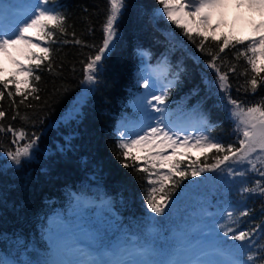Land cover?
Here are the masks:
<instances>
[{"label": "trees", "instance_id": "trees-1", "mask_svg": "<svg viewBox=\"0 0 264 264\" xmlns=\"http://www.w3.org/2000/svg\"><path fill=\"white\" fill-rule=\"evenodd\" d=\"M49 6H56V11L66 16V33L56 32L57 43L45 44L51 50V71L48 61L40 69H33L35 75L41 77L39 81H31L38 91L24 104L20 103L21 96L15 94L17 85L9 84L5 90L0 84V90L5 92L0 100V110L5 112V117L0 122L5 128L8 125L22 128L28 139L33 134L38 137L34 157L22 158L19 165H11L6 153L9 149L15 150L13 137L10 133H0V257L9 256L17 264L48 263L51 248L47 234L51 220L80 200L105 204L117 221L119 231L127 227L126 235L130 238L137 237L135 231L144 232L145 243L152 244L148 236L154 228L153 245H156L159 234L177 224L176 214L180 213L177 204L185 197L183 193L192 189L191 182L196 177L207 174L189 175L182 180L171 194L164 213L155 214L147 209L144 197L150 185L146 174L123 167L116 147L120 123L137 117L132 103L142 89L140 68L145 62L162 65L167 83L180 71L181 80L169 91L166 107L202 117L209 137L238 147L234 123L221 98L212 90L218 83L209 61L224 39L245 40L243 46H230L220 53L215 63L221 72L228 74L232 99L245 107L260 102L264 98V85L254 94L251 92L247 86V80L251 79L250 66L245 57L237 56L247 47L246 38L225 30L217 36L194 34L196 43L204 36L209 37L205 51L201 52L196 43L182 34V29L157 12L161 9L158 0H124L116 23L114 45L95 72L93 88L84 90V65L102 46L108 0H53ZM75 39L82 44L73 43ZM64 40L69 43H61ZM261 64L264 59L257 60L258 67ZM232 67L235 71L228 72ZM246 68L249 72L243 75ZM10 76L14 75L0 73V78ZM19 87L26 86L21 83ZM9 90L14 93L15 110L7 96ZM36 95L39 100L33 98ZM78 95L81 100L77 111L72 117L62 119ZM28 104L33 107L28 108ZM16 112L19 116L13 120ZM133 155L137 154L133 152ZM215 155L217 153L211 150L207 156L187 154L175 160L182 162L181 170H188L193 161H197V167L213 163ZM245 188H251L250 184ZM241 189L234 183L225 189L216 187L212 193L217 207L222 212L226 207L232 213L227 224L234 229L233 234L236 230L251 231L264 221V198L254 192L242 193ZM245 210L249 215L240 216ZM259 241L260 246L264 245V235L261 234ZM253 264H260V259H255Z\"/></svg>", "mask_w": 264, "mask_h": 264}, {"label": "snow or ice", "instance_id": "snow-or-ice-1", "mask_svg": "<svg viewBox=\"0 0 264 264\" xmlns=\"http://www.w3.org/2000/svg\"><path fill=\"white\" fill-rule=\"evenodd\" d=\"M53 0H37L34 13L31 18L19 26L17 29L5 30V27L0 23V52H6L9 47H16L18 45H24L26 51L23 53L27 59L34 60V64H22L19 61H15L17 65L16 75L0 78V84L3 85V89L7 90L9 84L17 85L15 94L21 96L20 103L24 104L27 98L38 91L37 88L31 84L32 80L39 81L41 77L35 75L33 69H40L41 65L48 61V67L51 71V50L49 47H41V44H54L55 33H66L65 23L66 16L62 12L56 11V6L50 7ZM220 0H189L187 5L185 4H173L169 0H158L161 5V9L157 12L166 17L168 21L175 24L178 28L182 29V34L189 40L196 43L193 39V35L201 36L202 33L195 32L191 25V21L187 19L186 15H175L180 9L184 7L193 8V15L200 17L201 22H206L207 17L202 15V10L216 7ZM249 6H257L264 8V0H246ZM108 9L105 16L104 23L102 25L103 39L102 46L99 47L98 52L94 56H89L87 63L84 65V80L91 83L96 79L95 72L99 67V63L104 58L105 53L109 50L113 39L116 35V23L118 17L121 14V10L124 7V0H108ZM264 28V23L257 25L256 30L259 35L255 37L246 38L247 47L244 51L238 52L237 56H243L246 58L247 65L250 66L251 79L247 80V86L254 94L256 90L264 85V64L259 67L257 65V57L264 59V32L260 29ZM32 31V35L28 33ZM75 36V33L72 34ZM35 39V43L33 42ZM209 37L204 36L203 39L196 43V47L201 51H205V41ZM213 40L216 38L213 37ZM61 43L67 44L69 41L64 40ZM75 44H82V41L75 39ZM245 40H228L224 39L223 43L219 45V49L215 55L211 56L209 61V67L215 70L216 80L221 92L226 96V107L230 106L229 115L235 122V128L237 132L238 147L229 143L224 145L223 143L215 142L214 138L207 135L197 134L196 136L184 135L181 138V130H173L174 126L167 123L163 116L157 121L155 126L146 124L138 130L135 138H126L124 132L120 133V138L116 143L117 158L120 164L126 168H132L136 173H144L147 184L150 185L146 189L145 204L147 209L151 213L161 214L166 211V206L169 204L171 194L180 185V182L187 178L189 175L192 177L199 176L202 172L227 169L229 175H243V173H235L233 167L228 165V162H232L233 165H246L247 170L252 172H259L261 178H264V98L260 102L254 103L245 107L242 102L232 99L229 94L230 85L228 83L229 77L226 72H221L216 60L220 58V53H224L228 47H235L236 45H244ZM32 47L39 48V52L32 51ZM210 51V50H209ZM250 54V55H249ZM146 55V53H142ZM235 67L229 68L228 72H234ZM249 69H245L243 75H247ZM17 77H20L19 79ZM181 80V72L177 71L172 80L164 86L160 95L152 96V100L156 101L159 105H164L166 98L169 95L171 88L176 87ZM23 83L26 87L21 88L19 84ZM145 87L148 86V81L144 82ZM195 94V89L193 90ZM5 92L0 90V100H3ZM8 98L12 101V107L15 110L16 101L13 99L14 93L7 91ZM39 100L38 95L33 97ZM157 104H152L151 107L157 112H163V109L157 107ZM28 108H32L33 105H26ZM150 117V114H146ZM19 116L16 112L12 119L15 120ZM5 117V112L0 110V121ZM26 117H22L25 119ZM199 123L203 124L206 121L201 117ZM146 128V130H145ZM139 131H143V134H139ZM10 133L13 137L12 144H18L20 141L27 139V142L22 146H17L15 150L9 149L6 153L7 157L11 161L19 165L22 158H28L31 150L37 144L38 137L35 134L30 139L27 138V133L22 129L13 128L12 125H8L6 128L2 122H0V133ZM131 135V134H128ZM199 149L202 155L207 156V153L214 150L217 155L213 157V163H204L202 167H197V161H193L188 166V170H181V161L175 160L174 157L177 153L187 155V151L190 149ZM171 150V154H167L168 150ZM135 150H143L146 154L133 155ZM131 161V163H129ZM259 165V167H258ZM223 166V168H222ZM154 177V178H153ZM259 191L261 196H264V184L261 180L256 181V185L252 188H242V193H252ZM249 215L245 210L240 213V216ZM228 216L231 217L232 213L229 212ZM257 229H261V234L264 235V221L260 225L252 228L251 231H235V235H232V240L240 241L242 244L237 247V256H242L243 251L247 249L249 254L244 258L233 260L231 264H252L255 259H260V264H264V245L260 246L257 253L251 252L253 240L251 237L257 232ZM234 229L229 228L224 235L228 236ZM0 264H6V262H0ZM61 264H141L137 260H129L127 262L122 260H75L63 261Z\"/></svg>", "mask_w": 264, "mask_h": 264}, {"label": "rangeland", "instance_id": "rangeland-1", "mask_svg": "<svg viewBox=\"0 0 264 264\" xmlns=\"http://www.w3.org/2000/svg\"><path fill=\"white\" fill-rule=\"evenodd\" d=\"M180 0H169L170 3L176 4ZM187 1H184L186 3ZM37 0H0V23L5 27V30L17 29L22 26L24 22L31 18L34 13ZM253 12L259 16V21L253 24L249 29L244 31L237 28L236 22L228 21L220 22L213 26L210 16L207 13L206 22H201L200 17L193 15L194 11L188 8L180 9L175 15H186L188 20H191L190 27L196 31H202V34H211L216 36L221 30L237 34L241 37H255L259 35L256 26L264 23V8L253 6ZM235 13V12H233ZM192 16V18H191ZM257 17V16H256ZM119 18V17H118ZM195 18V20L193 19ZM193 25H196L193 26ZM204 29V30H202ZM264 32V28L260 29ZM32 35V31L28 33ZM114 40L105 53L106 56L114 45ZM35 43V39L33 41ZM45 47V44H41ZM24 45L16 47H9L6 52H0V73L16 75L17 65L15 61L22 64H28L30 61L23 54L26 51ZM32 51L39 52V48L32 47ZM261 59L259 56L257 60ZM100 64V63H99ZM18 79L20 77H17ZM148 81V86L145 87L144 82ZM94 82L83 81L82 88H93ZM139 84L141 92L137 99L132 103L137 117L133 122L120 123L119 134L124 132L126 138H135L138 130L143 125L151 124L155 126L161 116L165 121L174 126L173 130H181V138L184 135L191 134L193 137L197 134L209 136L206 124L199 123L200 117L192 112L182 110H171L166 107V104L159 105L152 100V96L160 95L167 80L164 76V67L162 65H151L148 62L142 64L140 68ZM208 85L210 86L209 82ZM212 90L221 98L223 105L226 108L228 117L234 123V133L237 134L235 122L230 117V106L226 107L227 98L221 92L219 87H213ZM81 96H77L76 100L70 105L67 111L62 115V119H68L77 111ZM152 104H157V107L163 109V112H157L151 107ZM146 114H150V117ZM146 130V128H145ZM131 134V135H128ZM143 134V131H139ZM20 141L15 144V148L22 146ZM35 147L31 150L30 156L24 159H31L34 157ZM135 154L144 156L146 153L143 150H135ZM167 154H171L169 149ZM187 154H194L198 156L201 154L199 149H190ZM178 156H185L177 153L174 159ZM8 163L17 165L8 158ZM230 167H233L235 173H243V175H229L227 169L212 170L203 172L206 176L201 178L196 177L192 182V189L187 193H183V197L177 204V209L180 210L176 214V225L172 226L168 232L162 231L158 238L156 245H153L156 236L154 228L150 230L148 238L152 242L145 243L144 232L135 231L136 238H130L126 235L127 227H123L119 231V225L115 218L109 212L105 204H98L97 206L83 205L80 201H76L72 208L64 214L55 216L48 229L47 239L51 248V260L48 264H61L63 261L75 260H137L141 264H231L233 260L244 258L249 254L245 249L242 256H237V247L242 242L232 240L233 233L225 236L224 233L230 228L227 221L230 219L228 213L230 210L224 207V212L219 210L215 213H210L209 206L213 204L216 208V200H214L212 193L216 187L222 189L230 187L232 184H239L240 188H245L250 184L251 188L256 185L257 180H261L264 184V178H261L259 172H252L247 170L246 165H233L228 162ZM259 167V165H258ZM223 168V166H222ZM154 178V177H153ZM257 195L261 196L259 191ZM180 197H182L180 195ZM264 198V196H262ZM179 201V200H178ZM259 237H261V229L251 237L253 245L251 252L255 253L260 246ZM0 262L6 264H15L13 260L8 258L0 259ZM253 264V262H252Z\"/></svg>", "mask_w": 264, "mask_h": 264}, {"label": "bare ground", "instance_id": "bare-ground-1", "mask_svg": "<svg viewBox=\"0 0 264 264\" xmlns=\"http://www.w3.org/2000/svg\"><path fill=\"white\" fill-rule=\"evenodd\" d=\"M184 1H187L184 3ZM189 0H180L177 5H187ZM189 8V7H188ZM253 6H249L246 0H220L216 7L202 10V15L207 13L213 26L220 22L228 21L236 22V27L241 28L242 31L249 29L256 21H259V16L252 11ZM235 12V13H233ZM257 16V17H256Z\"/></svg>", "mask_w": 264, "mask_h": 264}]
</instances>
